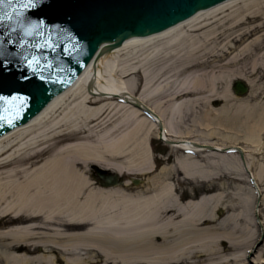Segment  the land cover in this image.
Here are the masks:
<instances>
[{
  "label": "bare ground",
  "instance_id": "6f19581e",
  "mask_svg": "<svg viewBox=\"0 0 264 264\" xmlns=\"http://www.w3.org/2000/svg\"><path fill=\"white\" fill-rule=\"evenodd\" d=\"M262 17L264 0H228L160 33L133 37L91 63L28 124L1 137L0 221L15 224L0 230V241H9L0 242L7 261L232 264L231 252L245 247V220L258 228V197L247 173L264 149V102L231 103L230 84L242 74L229 68L245 55L231 57L236 43L264 29V21L245 25ZM221 83L225 90L217 92ZM215 99L223 105L199 111ZM159 124L165 143L174 144L172 164L157 171L149 141L160 136ZM211 125L232 131L227 140L242 134L249 147L214 142L221 133ZM238 146L246 164L240 150L225 152ZM91 164L129 177L106 187L89 175ZM258 167L262 173L264 158ZM261 173H252L260 194ZM131 175L141 177L137 189ZM229 177L250 184L251 215L245 217L249 199L238 181V193L226 192ZM180 180L203 182L207 194L183 202Z\"/></svg>",
  "mask_w": 264,
  "mask_h": 264
},
{
  "label": "water",
  "instance_id": "95a60500",
  "mask_svg": "<svg viewBox=\"0 0 264 264\" xmlns=\"http://www.w3.org/2000/svg\"><path fill=\"white\" fill-rule=\"evenodd\" d=\"M223 1L226 0H52L51 6H45L40 10H29L25 13V17L45 20L54 37L57 30L52 27L53 24H59L61 29L67 30L66 33L61 32L57 41L60 46L55 51L35 49L30 46L21 49L19 42L23 38V33L19 30L11 31V27L19 28L15 19L11 25L7 22L0 24V52L3 53L0 55L2 62L0 79L11 80L14 83L13 89L6 88L0 91V95L18 93L29 97L19 119H15L11 124L6 120L0 121V136L29 121L55 96L71 86L98 51L100 52L97 59L105 52L121 46L129 37L159 33L190 18L198 11ZM8 10L7 4L0 6V13ZM83 21L88 22L86 28L80 23ZM27 39L31 45L40 38L36 36ZM64 47L72 49V55L64 53ZM29 54L41 57L40 65L35 71L23 61V56ZM48 61L52 62L51 69L47 67ZM41 76L44 79H41ZM232 88L238 95L248 91L247 85L240 80L235 81ZM135 105L151 112L145 106L138 103ZM2 109L3 104L0 103V114ZM159 127L162 131V125L159 124ZM240 154L244 160L242 150ZM92 168L102 185L117 186L122 183L115 173L96 165ZM131 180L134 185H138L141 181L137 178ZM260 201L259 198L258 207Z\"/></svg>",
  "mask_w": 264,
  "mask_h": 264
},
{
  "label": "rangeland",
  "instance_id": "374dc122",
  "mask_svg": "<svg viewBox=\"0 0 264 264\" xmlns=\"http://www.w3.org/2000/svg\"><path fill=\"white\" fill-rule=\"evenodd\" d=\"M264 21V17H262L261 19L257 20V21H253V22H249L245 25L246 28H252L255 25L262 23ZM229 42L228 41H222L219 42V46H224L225 43ZM242 53H244L245 55L242 56L244 57L243 59L240 60V62H235L229 69L230 71H234V72H238L242 74V77H237L235 78L232 83L235 80H243L247 83H249L251 85V90L253 91L251 94L248 93L247 95H243V96H235V99H231V103H237V102H241V101H250V102H256V101H260L261 103L264 102V29L258 31L257 33H255L254 35H252L251 37H246L244 38L242 41L237 42L236 43V49L233 51V53L231 54V57H233V59H235V61L241 57ZM238 56V57H237ZM230 57V58H231ZM226 62V60H223L221 62V64H224ZM158 68L155 67V69H151L152 70V74H155ZM169 75H171V73H169ZM172 78H174V76H170ZM169 79H162L160 80L159 83H157L158 85H165L167 81H169ZM184 76L178 77V83L179 84ZM232 83L230 84V89L232 90ZM225 84L221 83L218 86V90L217 92H222L223 90H225ZM233 93V92H232ZM234 94V93H233ZM224 101L221 99H215V100H211L210 105L207 107H199V109L201 108V112H204V110L202 111V109H206V108H213V107H220L221 105H223ZM205 105V104H204ZM189 124L192 125V121L190 119V121L188 122ZM212 127H214L213 125H211ZM195 128L198 129H202L205 132L209 131L208 129H204V128H200L198 125L195 126ZM215 130L219 131L221 134H219V136H217L216 138H213V141H219V142H224L226 143V146H231L233 144L235 145H240V146H246L247 148L248 143L243 139L242 134H238L236 135L237 138H239L237 141L235 140H227L225 137L227 136V134L229 132H232L224 127L221 126H216L214 127ZM198 134V133H197ZM196 134V135H197ZM202 137V136H201ZM262 139L264 140V131L262 133ZM153 149H154V153H156V160L158 161V165H157V171L160 170V168L164 167L165 165H171L172 164V160H173V153H171L172 149L170 147H166V145H164V143H161L160 141L153 139ZM156 151V152H155ZM159 153H162L164 155H161ZM169 156L171 159L167 160L166 157ZM254 157L256 158V160L254 161L255 164L252 165V173H261L260 169H259V163L260 161L264 158V149H263V153L260 155H254ZM123 158H121L120 160H122ZM126 160V159H125ZM91 164L89 166V175L91 176V178L94 179L93 177V173L94 170L91 169L92 168ZM100 168H104L100 165H98ZM106 169V168H105ZM114 171V170H113ZM224 173H221V175H223ZM262 179L258 180L259 184H260V191L262 194V204H261V208H260V214H261V219L264 218V170L262 171ZM134 176V175H131ZM128 177V175L126 176ZM137 178V177H136ZM238 180H232V178L229 177V180L227 182V187H231L228 188V190H226V192H229L228 194H230V196H234L235 193H238L239 189L236 186V183ZM203 182L200 183H183L182 180H180V184L177 186V192L182 195L183 194V202L186 201L189 197H192L194 194H196V197H199L201 195H203L204 190H202V184ZM219 183V180L217 179L213 185L217 186ZM231 183V186H230ZM237 183H240V185L243 186V190L245 191V196L248 197V204L245 208V217L246 214H250L249 213V202L251 203V198L253 197L255 199V194L253 193V190H251V187L249 186L250 184L246 181H238ZM249 184V185H248ZM142 184H138L136 186H133V189H137V187L141 186ZM216 190V189H215ZM251 210V209H250ZM216 214L218 216L223 215V211L218 209L216 211ZM251 215V214H250ZM1 218V217H0ZM11 225H2V223L0 222V230L1 229H7L9 228ZM257 231H255L254 226L251 224V222L245 220V247L239 249H235L231 252L230 258L233 259V261L231 262L232 264H235L236 262H239V264H261L259 262L260 257L261 260L264 259V255L262 256V251H264V235L262 234V231L259 228H256ZM8 241V240H7ZM0 241L1 243H9V241ZM1 246L0 245V264H10L7 261V258L5 256V254L1 251ZM44 251V250H41ZM61 253V251H60ZM59 253V254H60ZM37 255H41L40 250L37 251L36 256ZM34 257V256H32ZM32 262L30 264H47V263H43V262H38L36 259L31 258ZM241 260V261H239ZM58 264H60L58 262Z\"/></svg>",
  "mask_w": 264,
  "mask_h": 264
},
{
  "label": "snow or ice",
  "instance_id": "6c2138e0",
  "mask_svg": "<svg viewBox=\"0 0 264 264\" xmlns=\"http://www.w3.org/2000/svg\"><path fill=\"white\" fill-rule=\"evenodd\" d=\"M52 0H0V6L7 4L9 10L0 13V24L7 22L9 25L15 19L16 24L19 26L11 27L12 32L17 30L23 33V38L19 42V47L21 49L26 46H30L35 49H51L55 51L60 45L57 42L61 32H67L66 29H61L59 24H53L52 27L56 28V35L53 36L51 28L45 20L36 18H26L25 13L29 10H40L45 6H51ZM83 27L88 26L87 21L80 22ZM75 26V25H74ZM40 39L35 44H29L28 37H36ZM10 43H15V41H9ZM75 48V45H73ZM64 53L72 55V49L68 47L63 48ZM0 55H3L0 52ZM23 61L27 64L29 68L34 71L36 67L40 65L41 57L34 54L24 55ZM2 63V62H0ZM47 67L51 69L53 67L52 62H47ZM41 79H44L41 76ZM13 89L14 83L11 80L0 79V91L4 89ZM29 97L20 94H10V95H0V103L3 104L2 114H0V121L6 120L9 124L14 123L15 119H19L20 114L23 110V106L28 102Z\"/></svg>",
  "mask_w": 264,
  "mask_h": 264
}]
</instances>
